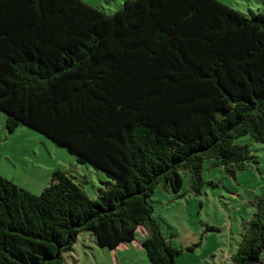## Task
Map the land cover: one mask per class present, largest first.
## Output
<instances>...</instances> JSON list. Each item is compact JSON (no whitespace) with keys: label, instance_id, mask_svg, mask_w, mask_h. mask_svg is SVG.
I'll list each match as a JSON object with an SVG mask.
<instances>
[{"label":"trees","instance_id":"trees-1","mask_svg":"<svg viewBox=\"0 0 264 264\" xmlns=\"http://www.w3.org/2000/svg\"><path fill=\"white\" fill-rule=\"evenodd\" d=\"M0 111L9 133L27 126L114 181L92 200L63 171L39 196L0 174V264H66L84 232L115 251L140 230L151 264H177L152 198L184 197L183 172L201 197L208 162L235 180L259 164L237 140L264 144V15L218 0H126L112 15L0 0ZM248 205L231 264H264V192Z\"/></svg>","mask_w":264,"mask_h":264},{"label":"rangeland","instance_id":"rangeland-1","mask_svg":"<svg viewBox=\"0 0 264 264\" xmlns=\"http://www.w3.org/2000/svg\"><path fill=\"white\" fill-rule=\"evenodd\" d=\"M112 15L126 0H83ZM248 17L264 15V0H218ZM251 147L259 164L252 170L229 177L223 168L205 166V189L201 197L192 195L187 172H183V195L175 199L159 187L152 198L155 219L164 236L182 250L177 264H229L242 239V224L250 221L249 203L264 192V144L251 137L237 140ZM56 171L72 176L92 200L100 188L114 181L101 169L79 157L43 134L22 125L15 133L7 130V115L0 111V174L34 195H41ZM207 227L216 231H207ZM140 230L136 241L116 252L101 248L90 233L80 235L66 264H151L141 243L146 238ZM145 237V238H144ZM194 248L190 251L189 248ZM264 259V255H263Z\"/></svg>","mask_w":264,"mask_h":264},{"label":"crops","instance_id":"crops-1","mask_svg":"<svg viewBox=\"0 0 264 264\" xmlns=\"http://www.w3.org/2000/svg\"><path fill=\"white\" fill-rule=\"evenodd\" d=\"M168 195H170V194H168ZM143 231H144V230H143ZM144 235L146 236V233H144ZM144 238H145V237H144ZM133 243H134V242H133ZM133 243H132V244H133ZM129 245H131V244H129ZM141 245H142V243H141ZM127 246H128V245H127ZM121 247H124V246H121ZM121 247H120V248H121ZM142 247H143V246H142ZM120 248H118V249H120ZM118 249H117V250H118ZM117 250H115V252H116ZM231 257H232V254L229 255V259H228L229 261H230ZM229 264H231V262H229Z\"/></svg>","mask_w":264,"mask_h":264}]
</instances>
